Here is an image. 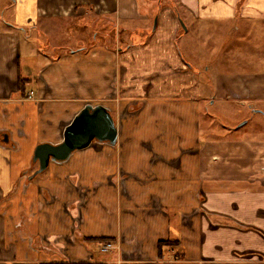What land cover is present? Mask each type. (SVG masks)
<instances>
[{
	"label": "crops",
	"instance_id": "obj_1",
	"mask_svg": "<svg viewBox=\"0 0 264 264\" xmlns=\"http://www.w3.org/2000/svg\"><path fill=\"white\" fill-rule=\"evenodd\" d=\"M175 1L0 0V264H264V0ZM86 104L117 143L35 175Z\"/></svg>",
	"mask_w": 264,
	"mask_h": 264
},
{
	"label": "water",
	"instance_id": "obj_2",
	"mask_svg": "<svg viewBox=\"0 0 264 264\" xmlns=\"http://www.w3.org/2000/svg\"><path fill=\"white\" fill-rule=\"evenodd\" d=\"M117 126L109 109L101 104H86L64 128L59 144L41 143L34 150L33 160L38 163L36 173L46 169L49 161L66 160L73 151L86 148L93 140L114 145Z\"/></svg>",
	"mask_w": 264,
	"mask_h": 264
},
{
	"label": "rangeland",
	"instance_id": "obj_3",
	"mask_svg": "<svg viewBox=\"0 0 264 264\" xmlns=\"http://www.w3.org/2000/svg\"><path fill=\"white\" fill-rule=\"evenodd\" d=\"M171 1H172L171 2L172 5L177 4L175 0H171ZM88 32L89 31H86V35ZM76 35H77V32L75 31L74 34L71 33L70 35H67L66 39H68L70 42H73L76 39ZM224 37H226V39L229 38V31L220 32V37H219L220 41L217 42L218 48L214 53L212 54L206 53L207 55H204V53H202L203 57H206L207 61H209V64L212 66L216 63L221 62V64L219 65L220 70L226 69L227 67L238 70L240 69V67H243L245 65L246 67L251 65V67H247V68L254 69V67H256L255 61L259 58L257 55V51L255 50V47L257 46L253 47L254 50H251L249 46L239 47L241 44L235 40V35H234L231 39L228 40L230 44L227 46H224V48H227V50L229 51L226 52V54H223V46L221 45V43H224ZM41 39H43V42L48 41L49 45L51 44L49 36L42 35ZM245 45H248V42L245 43ZM41 47L43 46H40L39 44H37L38 49H40ZM259 47L262 51V56H264V45L259 46ZM211 49L212 48L210 47L209 49H205V50H211ZM223 55H226V58H224ZM258 62H260L258 64H260L261 67H257V68L264 69V57H262Z\"/></svg>",
	"mask_w": 264,
	"mask_h": 264
},
{
	"label": "built area",
	"instance_id": "obj_4",
	"mask_svg": "<svg viewBox=\"0 0 264 264\" xmlns=\"http://www.w3.org/2000/svg\"><path fill=\"white\" fill-rule=\"evenodd\" d=\"M114 248H115V246H114L113 242H111V241H107L100 246V250L102 252H108L110 250H113Z\"/></svg>",
	"mask_w": 264,
	"mask_h": 264
},
{
	"label": "flooded vegetation",
	"instance_id": "obj_5",
	"mask_svg": "<svg viewBox=\"0 0 264 264\" xmlns=\"http://www.w3.org/2000/svg\"><path fill=\"white\" fill-rule=\"evenodd\" d=\"M93 141H94V140H93ZM93 141H92V142H93ZM92 142H91V143H92ZM116 143H117V140H116ZM116 143H115V144H116ZM115 144H114V145H115ZM33 161H34V160H33ZM35 163H37V162H35ZM37 170H38V163H37ZM37 170H36V172H37ZM36 172H35V175L38 174V173H36ZM39 173H40V172H39ZM113 244H114V242H113ZM114 246H115V244H114ZM100 252H102V251L100 250ZM102 253H106V252H102Z\"/></svg>",
	"mask_w": 264,
	"mask_h": 264
}]
</instances>
